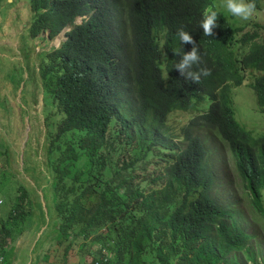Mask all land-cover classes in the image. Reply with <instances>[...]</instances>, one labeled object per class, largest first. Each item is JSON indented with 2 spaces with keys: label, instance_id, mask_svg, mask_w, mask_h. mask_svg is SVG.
Masks as SVG:
<instances>
[{
  "label": "trees",
  "instance_id": "trees-1",
  "mask_svg": "<svg viewBox=\"0 0 264 264\" xmlns=\"http://www.w3.org/2000/svg\"><path fill=\"white\" fill-rule=\"evenodd\" d=\"M162 4L167 13L155 9ZM211 6L212 0H31V35L50 30L55 36L73 26L69 39L45 52L41 62L47 92L64 112L51 136L53 150L62 146L65 165L54 185L62 218L56 239L65 243L64 258L78 238L88 242L94 233L111 253L96 257L95 264H243L244 253L261 264L254 235L237 218L239 202L224 205L212 195L216 175L196 130L207 128L228 143L253 208L264 216V134L241 126L233 91L251 79L247 84L264 112V27L231 26ZM206 8L218 13L213 36L200 28ZM78 16L88 19L76 24ZM180 29L197 42L201 62L193 70L210 69L199 83L174 67L180 60L174 51L191 49L179 40ZM205 102L208 108L181 129L185 145L176 142L170 117ZM134 148L141 154L136 160ZM156 154L158 159L148 158ZM113 156L123 164L109 179ZM163 161L167 166L158 177L163 187L146 196L131 177L138 168L150 171L151 164ZM19 190L18 200L26 199ZM23 216L17 209L9 213ZM0 222V257L9 256L13 245L8 249L5 237L12 229L5 219ZM104 226L108 232H99ZM0 264H9L7 257Z\"/></svg>",
  "mask_w": 264,
  "mask_h": 264
},
{
  "label": "rangeland",
  "instance_id": "rangeland-1",
  "mask_svg": "<svg viewBox=\"0 0 264 264\" xmlns=\"http://www.w3.org/2000/svg\"><path fill=\"white\" fill-rule=\"evenodd\" d=\"M212 1L210 8L220 12L231 26H246L245 30L249 31L260 29L257 24L264 27V0H259L258 8L246 21L226 15L221 7L224 0ZM33 21L30 0H0V219H5L12 229L11 236L5 237V241L11 243L8 249L13 245L9 256L2 254L0 262L7 257L9 264H95L94 259L104 249L103 254H111L104 239L97 241L94 233L88 242L78 238L68 258L63 257L65 243L62 245L56 239V227L62 223V218L54 203V185L58 168L65 165L60 160L62 146L53 150L51 136L57 132L64 112L54 96L47 92L41 62L45 52L62 44L65 31L54 38L50 37V30H42L34 36L30 31ZM76 22L80 23L81 18ZM260 33L264 36V31L260 30ZM248 82L252 80L233 89L236 117L241 126L254 135L264 134V112L260 111L255 91ZM207 108L205 102L194 111H178L170 117L169 125L179 134L176 142L185 145L182 127ZM196 133L206 142L210 166L216 175L213 197L224 205L239 202V210L236 208L239 223L247 233L254 235L252 245L264 264V216L253 208L250 191L244 186L228 143L204 127L198 128ZM121 142L125 143V140ZM131 156L136 160L141 154L134 148ZM113 158L107 166L111 172L109 179L123 164ZM119 158L125 160V156ZM148 158L158 159V154ZM166 166L163 161L151 164L150 171L140 167L134 171L135 177L131 180L135 185H143L146 196L159 192L163 181L158 177ZM66 184L71 182L67 180ZM19 188L27 193L26 199L18 200ZM119 193L127 198L124 190ZM14 209L24 216L9 218ZM99 232L107 233L108 226L100 228ZM239 256L243 264H253L246 253Z\"/></svg>",
  "mask_w": 264,
  "mask_h": 264
},
{
  "label": "clouds",
  "instance_id": "clouds-1",
  "mask_svg": "<svg viewBox=\"0 0 264 264\" xmlns=\"http://www.w3.org/2000/svg\"><path fill=\"white\" fill-rule=\"evenodd\" d=\"M221 7L224 9L226 15L235 17L238 20L246 21L252 17L256 9V3L255 0H224ZM158 8L163 9L166 13L168 12V8L165 6V4H162L161 6L156 7L155 9ZM77 18H81L80 23L76 22ZM77 18L75 20L76 24H81L84 20L88 19L87 16H78ZM217 18H218V13L215 10L206 8L202 12V18L200 20V28H202L204 36H213L214 29L218 27ZM67 27L70 28L67 29ZM72 28L73 26L71 24L66 25L61 29V31L57 35L55 36L50 35V37L54 38L65 31L64 41H63L65 42L69 39L68 33L72 30ZM50 33L51 31L49 32V34ZM177 36L183 45L190 44L191 49L189 51L183 50L182 54L180 51H174L177 55H180V60L174 67L177 70H179L180 74L186 80H191L193 83H199L202 76L207 77L210 75V69L205 67V68H199V70H193L194 66H198L201 62V55L197 47V42L194 39L193 35L184 29L178 30ZM61 45L62 44H59L57 45V47ZM167 76H168V72L162 69V78L166 79ZM105 252L106 250L104 249L103 253Z\"/></svg>",
  "mask_w": 264,
  "mask_h": 264
},
{
  "label": "bare ground",
  "instance_id": "bare-ground-1",
  "mask_svg": "<svg viewBox=\"0 0 264 264\" xmlns=\"http://www.w3.org/2000/svg\"><path fill=\"white\" fill-rule=\"evenodd\" d=\"M61 36H62V35H61ZM61 36H59V37H61ZM59 37H58V38H59Z\"/></svg>",
  "mask_w": 264,
  "mask_h": 264
}]
</instances>
